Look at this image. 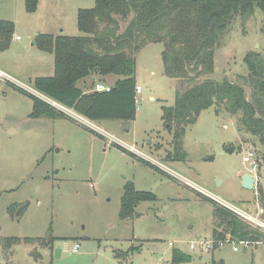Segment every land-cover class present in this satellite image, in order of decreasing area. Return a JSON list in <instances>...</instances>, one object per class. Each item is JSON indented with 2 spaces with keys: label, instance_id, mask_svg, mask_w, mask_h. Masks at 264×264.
I'll return each instance as SVG.
<instances>
[{
  "label": "rangeland",
  "instance_id": "rangeland-1",
  "mask_svg": "<svg viewBox=\"0 0 264 264\" xmlns=\"http://www.w3.org/2000/svg\"><path fill=\"white\" fill-rule=\"evenodd\" d=\"M95 4L40 0L30 12L25 0H0V34L2 21L14 23L7 47L0 37V69L15 79L0 81V236L21 238L10 248L0 239V264H264V244L231 242L210 251L190 247L192 240L213 239L214 204L186 181L261 218L258 190L244 187L243 177L253 172L244 156L255 150L264 185V145L240 130V114L217 112L213 106L188 126L186 157L175 156L174 127L166 126L163 106H174L177 92L192 83L164 73V43H150L137 55L135 76L143 91L128 130L123 131L125 120L78 116L35 88L37 76L55 75V54L40 47V34L83 35L79 11ZM121 20L124 29L129 19ZM250 51L264 57L260 9L233 20L216 48L215 71L197 81L244 84L250 97L251 87L243 79L249 74L245 56ZM118 78L94 73L77 85L94 92L99 84L112 87ZM34 97L62 116H31ZM130 182L153 192L157 200L142 201L138 216L124 219L122 198ZM25 203L27 210L20 217L8 211L12 204ZM50 227L55 241L48 237ZM132 247L140 251L117 256ZM174 248L193 259L174 263Z\"/></svg>",
  "mask_w": 264,
  "mask_h": 264
},
{
  "label": "trees",
  "instance_id": "trees-1",
  "mask_svg": "<svg viewBox=\"0 0 264 264\" xmlns=\"http://www.w3.org/2000/svg\"><path fill=\"white\" fill-rule=\"evenodd\" d=\"M25 1L28 11L35 12L40 0ZM257 9L264 12V0H96L94 7L79 11L78 25L83 35L40 34V47L55 54V75L36 77L34 86L90 120L132 121L137 110V55L148 44L162 42L164 73L178 81L187 79L192 83L177 92L174 106H163L166 126L174 127L175 156L186 157L184 136L188 126L197 121L203 110L213 106L217 112L224 109L232 115L240 114V130L250 133L264 145V57L260 52L250 51L245 56L249 74L243 79L251 87L250 97L244 84L210 78L197 81L215 71L216 48L233 20L237 16H252ZM120 18L129 19L124 29ZM1 30L2 47H7L14 23L2 21ZM94 73L119 78L110 90L85 92L77 83ZM31 116L57 118L62 114L34 97ZM262 179L260 170L256 203L263 209L261 219L264 220ZM154 200L157 196L153 192L141 191L130 182L122 198V218L138 216L137 206L142 201ZM212 202L215 248L227 240L264 244L263 228L216 201ZM27 207L28 203L12 204L8 211L20 217ZM48 237L56 240L51 227ZM0 239L6 248L21 241L20 237L0 236ZM139 251L132 247L127 252H118L117 256ZM172 259L174 263H182L193 258L174 248ZM212 264L224 262L213 261Z\"/></svg>",
  "mask_w": 264,
  "mask_h": 264
},
{
  "label": "built area",
  "instance_id": "built-area-1",
  "mask_svg": "<svg viewBox=\"0 0 264 264\" xmlns=\"http://www.w3.org/2000/svg\"><path fill=\"white\" fill-rule=\"evenodd\" d=\"M2 80L13 81L15 79L12 76H10L8 73H6L5 71L0 69V81H2ZM111 88H112L111 86H106L104 84H99L98 87L96 88V91L110 90ZM142 91H143L142 85L137 84V86H136L137 95L139 93H142ZM136 102H138L137 96H136ZM130 148H131L132 151H135L136 153H139V154L141 153L134 146H130ZM244 161L251 166L250 171H253L254 174L256 172L258 174V176H259V172L261 170V167H260V159H259L256 151L255 150H248L246 152V155L244 156ZM186 184H188L189 186L193 187L195 190L201 192L205 196L213 199V201H216L217 203H219V204L229 208L230 210L234 211L238 215L242 216L244 219H246V220H248V221H250V222H252V223L256 224L257 226H259V227L264 229V220L261 219L260 217H256V216H253V215H251L249 213L239 211L238 208H236L234 206H231V205H228L227 202L225 203V201L216 198L213 194H211L210 192L204 190L203 188H200L195 183H191L190 181H186ZM261 211L263 212V209H261ZM189 243H190L191 249L198 250V251H210L211 249H213V247L215 248V244H214V240L213 239H198V240H192ZM226 243H231V242L229 240L221 241L219 243L218 247L224 246V245H226ZM233 243H237V242L233 241ZM238 243H243V244H247V245L249 244L248 242H244V241H240ZM169 244L171 246H174V242H170ZM234 247H235L234 248L235 250L238 249V246H234ZM79 248H80V244H77L75 246V250H78Z\"/></svg>",
  "mask_w": 264,
  "mask_h": 264
},
{
  "label": "water",
  "instance_id": "water-1",
  "mask_svg": "<svg viewBox=\"0 0 264 264\" xmlns=\"http://www.w3.org/2000/svg\"><path fill=\"white\" fill-rule=\"evenodd\" d=\"M131 127V121H125L123 131L128 130ZM243 186L248 189H256L257 188V176L252 172L245 173L243 177ZM91 245L87 244L85 247L89 248ZM56 255L59 256L61 254V248H57L55 251Z\"/></svg>",
  "mask_w": 264,
  "mask_h": 264
},
{
  "label": "crops",
  "instance_id": "crops-1",
  "mask_svg": "<svg viewBox=\"0 0 264 264\" xmlns=\"http://www.w3.org/2000/svg\"><path fill=\"white\" fill-rule=\"evenodd\" d=\"M19 37H17V39H18ZM37 77H39V76H37ZM139 84V83H138ZM86 92V91H85ZM78 116H81V117H83L82 115H80V114H78L77 112H75Z\"/></svg>",
  "mask_w": 264,
  "mask_h": 264
}]
</instances>
